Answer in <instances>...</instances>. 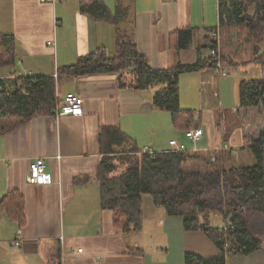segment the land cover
Instances as JSON below:
<instances>
[{
  "label": "crops",
  "instance_id": "obj_1",
  "mask_svg": "<svg viewBox=\"0 0 264 264\" xmlns=\"http://www.w3.org/2000/svg\"><path fill=\"white\" fill-rule=\"evenodd\" d=\"M94 1L0 0V32L13 35L19 55L15 68L0 67L5 88L15 92L20 76L53 77L58 99L76 94L84 100L79 116L61 111L58 117H37L17 127H12V120L0 121V200L18 191L26 213V224L19 228L0 211V264H59L63 249L68 264H185L186 254L215 257L217 248L206 234L186 232L182 218L167 216L147 196L142 201L144 227L138 233L115 227L113 212L102 207L95 174L103 127H119L139 148L153 153L170 150V141L190 148L191 143L174 128L168 112L154 109L153 96L161 87L143 92L119 88L115 74L59 79V70L100 47L115 52L116 24L93 20L82 10ZM103 2L112 15L121 9L118 29L131 34L152 69L170 70L209 58L206 39L210 29L219 26V0ZM187 28L194 29L197 46L193 40L187 50H177L171 35ZM222 32L220 53L237 63L222 51ZM212 70L181 75L179 103L183 110L194 111L195 118L200 111L193 127L203 131L198 153L214 154L219 162L231 164L228 155L241 152L261 131L247 132L246 111L240 109V76L221 77ZM37 158L45 160L51 185L28 183L30 164ZM19 230L21 246L11 247ZM74 249L83 253L73 256ZM227 264H264V250L247 258L231 257Z\"/></svg>",
  "mask_w": 264,
  "mask_h": 264
},
{
  "label": "trees",
  "instance_id": "obj_2",
  "mask_svg": "<svg viewBox=\"0 0 264 264\" xmlns=\"http://www.w3.org/2000/svg\"><path fill=\"white\" fill-rule=\"evenodd\" d=\"M91 19L116 24L115 52L98 48L79 58L75 65L58 71V77L78 78L95 74H115L119 88L138 92L161 87L153 96L154 109L166 111L174 128L181 133L193 129L194 111L179 103V78L186 73L213 69L218 61L239 68L222 53L192 65L179 64L170 70H155L127 31L118 29V7L112 15L103 0L82 7ZM250 10L253 14L250 15ZM120 12V13H119ZM219 26L243 29L261 43L264 37V0H219ZM171 35L177 50H187L194 40V29ZM207 49L217 44L206 39ZM255 46L253 59L243 66L257 68V78H242L240 109L264 111V52ZM19 59L13 35L0 32V67L15 68ZM21 84L9 92L0 81V121L12 120L17 127L37 117L54 115L56 82L53 77L20 76ZM12 127H10L12 129ZM101 161L96 182L101 189L102 207L114 214V226L123 232H140L144 227L143 198L150 197L155 207L170 217H180L189 233L202 232L216 246L212 258L186 254L185 264H227L231 257H246L264 250V129L255 140L246 143L257 159L253 166L225 168L214 154L173 152L144 154L119 127H103L99 134ZM170 148V147H169ZM190 148V146L188 147ZM25 200L18 191H10L0 200V211L17 223L26 224ZM219 219V220H218Z\"/></svg>",
  "mask_w": 264,
  "mask_h": 264
},
{
  "label": "built area",
  "instance_id": "obj_3",
  "mask_svg": "<svg viewBox=\"0 0 264 264\" xmlns=\"http://www.w3.org/2000/svg\"><path fill=\"white\" fill-rule=\"evenodd\" d=\"M42 1L58 3L61 0H42ZM210 39L214 43L217 44V49H210L209 57L215 58L220 55V33L219 31L210 33ZM48 45L55 47V44L53 42H49ZM213 69L214 70L212 71H214L219 76L221 77L227 76V72L224 69V65L222 64L221 61H218L216 66ZM28 76H31V75H28ZM61 111L69 115L79 116L80 114L84 112V100L76 94H68L63 99H58L56 97L54 115L58 117ZM185 136L187 140L190 141L191 148H188L184 143H179L178 141L174 140V141L169 142L170 151H173L174 153L175 152L197 153L198 152V149H197L198 142L203 137L202 129H192L190 131L187 130ZM142 153L150 154V155L154 154L152 150L149 149L148 147L143 148ZM28 183L31 185H51L53 183L50 175L46 173L44 159L37 158L34 161H32V163L30 164L29 172H28ZM21 240H22V231L19 230L17 231L16 239L11 241L9 245L11 247H20L22 243ZM82 253H83L82 249H74L73 251H71V255L73 256H77ZM68 262H69L68 254L63 249L60 252L59 264H68Z\"/></svg>",
  "mask_w": 264,
  "mask_h": 264
},
{
  "label": "rangeland",
  "instance_id": "obj_4",
  "mask_svg": "<svg viewBox=\"0 0 264 264\" xmlns=\"http://www.w3.org/2000/svg\"><path fill=\"white\" fill-rule=\"evenodd\" d=\"M211 8V6H210ZM250 15L253 14V10H250ZM256 38L251 37L246 30L237 29V28H225L221 35V47L224 54L232 55L235 57L239 64V68L228 67L227 73H229V77L236 78L240 76L242 78H258L261 74L257 68H249L243 66L245 63H248L249 60L253 59V52L255 46L258 44ZM198 39L194 40L195 47L197 46ZM259 51L264 52V37L263 41L258 44ZM194 47V48H195ZM193 48V49H194ZM196 51V50H194ZM192 87L188 88V95H190V91ZM192 92V91H191ZM200 115V111L197 112V117ZM243 117H245L244 121H249L248 131L251 134H256L257 131H261L264 129V111H260L259 109H249L246 112H243ZM207 154L203 153L202 156L208 157ZM231 158V164H223L225 168H230L232 166H253L256 164L257 159L255 156L247 149H243L241 152L229 154ZM150 198V197H149ZM151 199V198H150ZM152 201V200H151ZM219 220V219H218Z\"/></svg>",
  "mask_w": 264,
  "mask_h": 264
}]
</instances>
